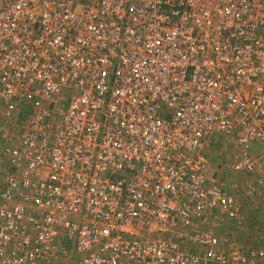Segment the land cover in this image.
Masks as SVG:
<instances>
[{
  "label": "built area",
  "instance_id": "2783aa9c",
  "mask_svg": "<svg viewBox=\"0 0 264 264\" xmlns=\"http://www.w3.org/2000/svg\"><path fill=\"white\" fill-rule=\"evenodd\" d=\"M0 107V264L264 263L206 153L264 200V0H0Z\"/></svg>",
  "mask_w": 264,
  "mask_h": 264
},
{
  "label": "rangeland",
  "instance_id": "374dc122",
  "mask_svg": "<svg viewBox=\"0 0 264 264\" xmlns=\"http://www.w3.org/2000/svg\"><path fill=\"white\" fill-rule=\"evenodd\" d=\"M25 117V116H24ZM23 117V118H24ZM22 118V119H23ZM0 132L2 133V136L7 134V139L1 138L0 134V147H3L5 145L12 146V118L10 119H4V111L3 108L0 107ZM15 136H18V134H15ZM261 147V148H259ZM221 152L224 151L227 154L228 157V164H223L224 168H227L228 170L220 171L219 174L222 178L225 176V182L226 186L227 184H236L238 182H241L243 180H246V176H242L240 174L234 175V172L231 173V168L235 161L239 158L240 155V148L238 147V144L231 138H227L225 136H218L215 137L213 140V146L212 149H210L209 152ZM254 156L256 159H260L262 163L261 167L262 170L259 172L258 175H263L264 173V146L257 145V149L255 151L254 148ZM210 154V153H209ZM212 155V154H211ZM211 158V156H209ZM212 159V158H211ZM6 170V165L3 160L0 161V180L2 181V174ZM229 175H224L227 172ZM263 171V172H262ZM230 172V173H229ZM213 173V171L211 172ZM246 177V178H245ZM241 185V184H240ZM239 190V189H238ZM234 196L239 204L240 209V217L239 220H230V218L223 214V217L220 216L219 218H214L213 221H217V233L220 235V239H223V237H229V240H225L228 243H236L241 250L244 252V254H249L254 249H262L264 247V216L261 214L264 212V202L261 198H255L254 201L252 198H249L248 195L243 191H234ZM253 209H258V216L259 219L256 222L246 220V214L252 211ZM245 208V210H244ZM243 213V215H242ZM262 215V216H261ZM251 224V225H250ZM264 264V263H259Z\"/></svg>",
  "mask_w": 264,
  "mask_h": 264
},
{
  "label": "crops",
  "instance_id": "0c3cea01",
  "mask_svg": "<svg viewBox=\"0 0 264 264\" xmlns=\"http://www.w3.org/2000/svg\"><path fill=\"white\" fill-rule=\"evenodd\" d=\"M212 146H213V143H212V145H211V148L210 149H212ZM259 148H261V147H259ZM210 149L208 150V151H206V153H207V156H211V158H210V164H211V172L213 171V173L220 179V181L222 182V183H225L226 184V180H225V177L224 178H222L221 177V175L219 174V172L220 171H224V170H228L227 168H224L223 167V164H228L227 163V161H228V157H227V154H226V152H224V151H221V152H216V151H213V152H209L210 151ZM256 149H257V145L255 146V151H256ZM210 153V154H209ZM212 154V155H211ZM264 164V163H263ZM227 172V171H226ZM230 173V172H229ZM231 173H233L232 172V168H231ZM224 175H229L228 174V172L226 173V174H224ZM234 175H238V174H236V173H234ZM241 175V174H240ZM243 176V175H242ZM246 178V177H245ZM248 179L249 178H247L246 180H243V181H241V182H238V183H236V184H232V185H230V184H227V187L232 191V193H234V191L236 190V187L237 188H239L240 189V191H243V192H245L247 195H248V197L249 198H252V200L254 201V199L257 197V198H260L259 197V194H258V192L256 191V192H249L247 189H246V183H247V181H248ZM241 184V185H240ZM244 210H245V208H244ZM258 209H253V207H252V211L251 212H249L248 214H246L245 216H246V220L247 221H249V223L251 222V221H253V222H256L258 219H259V217L260 216H258ZM223 214L226 216V214L225 213H222L221 214V216L223 217ZM263 216H264V212H262L261 213ZM242 215H243V213H242ZM261 215V216H262ZM242 217V216H241ZM240 217V218H241ZM226 219H227V216H226ZM236 220H239V219H236ZM235 220V221H236ZM251 225V224H250ZM217 226H218V224H217V221H212L211 222V224L207 227V229H209V230H212V231H214V232H216L218 229H217ZM216 234L220 237V235L216 232ZM226 237H223V239L222 240H229V237H227V239H225ZM256 250H259V251H264V247L262 248V249H256Z\"/></svg>",
  "mask_w": 264,
  "mask_h": 264
},
{
  "label": "trees",
  "instance_id": "16d2710c",
  "mask_svg": "<svg viewBox=\"0 0 264 264\" xmlns=\"http://www.w3.org/2000/svg\"><path fill=\"white\" fill-rule=\"evenodd\" d=\"M24 113H27L26 111H24ZM262 201L264 202V200L262 199ZM256 250V249H255ZM259 251V250H258Z\"/></svg>",
  "mask_w": 264,
  "mask_h": 264
}]
</instances>
